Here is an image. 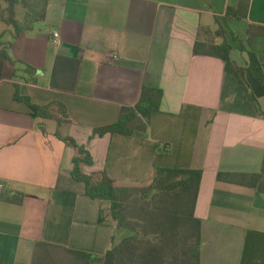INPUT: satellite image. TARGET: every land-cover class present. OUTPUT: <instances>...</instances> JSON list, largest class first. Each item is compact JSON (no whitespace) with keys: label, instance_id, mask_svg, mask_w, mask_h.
I'll use <instances>...</instances> for the list:
<instances>
[{"label":"crops","instance_id":"crops-1","mask_svg":"<svg viewBox=\"0 0 264 264\" xmlns=\"http://www.w3.org/2000/svg\"><path fill=\"white\" fill-rule=\"evenodd\" d=\"M6 1L0 0V37L10 54L0 81V264H33L39 241L90 252V264H104L127 237L118 235L111 202L88 196L74 178L76 148L58 134L91 153L85 174L104 171L118 186L147 185L156 167L203 170L195 207L201 264H264V191L217 177L263 171L264 83L246 73L253 102L221 58L194 52V43L208 38L203 30L221 31L216 44L231 45L236 65L246 67L254 53L264 72V0H48L46 18L28 25L18 4L16 20L26 27L17 36L3 20ZM59 55L80 60L73 92L51 86ZM144 86L164 93L146 137L91 138L134 106ZM19 89L37 105L65 103L68 122L34 117L15 98ZM19 193L20 203L6 198Z\"/></svg>","mask_w":264,"mask_h":264},{"label":"trees","instance_id":"trees-1","mask_svg":"<svg viewBox=\"0 0 264 264\" xmlns=\"http://www.w3.org/2000/svg\"><path fill=\"white\" fill-rule=\"evenodd\" d=\"M30 0H7L4 21L13 25L15 35H19L26 25L16 20V5L21 4L27 10V25L46 18L47 2L42 3L40 11L30 10ZM230 14L236 13L230 9ZM202 32V29H201ZM207 39H198L194 43V52L199 55H211L224 61L225 70L234 74L251 101H256L246 73L256 75L264 83V72L256 54L250 53V62L246 67L238 66L232 59V47L227 42L216 44L215 36L203 30ZM3 45V47H1ZM8 43L0 37V81L5 61L9 59L6 49ZM80 60L59 55L56 57L51 86L54 89L73 92L77 87ZM28 70L34 69L28 65ZM16 92L17 100L25 101L31 107L34 117L55 119L58 124L68 122V109L65 103L54 101L46 105H37L29 96ZM164 93L158 87L144 86L140 99L134 106H125L118 119L108 125L96 127L91 136H105L119 133L124 136L138 135L146 137L150 128L151 115L160 110ZM58 134V133H57ZM67 144L76 148L72 174L75 179L86 184L88 196L109 200L111 216L117 222V228L128 229L131 234L114 245L106 254L104 264H201L202 220L195 215L198 193L201 185V169L179 167H156L151 183L144 186H118L106 172L85 174L84 165H92L91 153L69 136L58 134ZM219 180L230 183L246 184L264 191V168L260 173L219 172ZM8 201L20 203L23 194L6 196ZM94 254L80 249L39 241L35 246L33 264H90Z\"/></svg>","mask_w":264,"mask_h":264},{"label":"rangeland","instance_id":"rangeland-1","mask_svg":"<svg viewBox=\"0 0 264 264\" xmlns=\"http://www.w3.org/2000/svg\"><path fill=\"white\" fill-rule=\"evenodd\" d=\"M45 0H30L29 2V4H30V6H29V8H30V10H32V12L34 13V12H36L37 13V11H40L41 10V7H42V3L44 2ZM122 234H128V235H130L131 234V232L128 230V229H121L120 231H119V233H118V235L120 236V235H122Z\"/></svg>","mask_w":264,"mask_h":264},{"label":"built area","instance_id":"built-area-1","mask_svg":"<svg viewBox=\"0 0 264 264\" xmlns=\"http://www.w3.org/2000/svg\"><path fill=\"white\" fill-rule=\"evenodd\" d=\"M59 39H60V33L59 32H55L54 33V38H52V41L54 43H58L59 42ZM2 187V184H0V188Z\"/></svg>","mask_w":264,"mask_h":264}]
</instances>
